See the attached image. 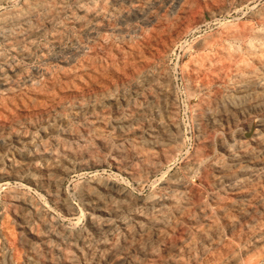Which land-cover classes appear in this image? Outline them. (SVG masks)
<instances>
[{
	"label": "bare ground",
	"instance_id": "bare-ground-1",
	"mask_svg": "<svg viewBox=\"0 0 264 264\" xmlns=\"http://www.w3.org/2000/svg\"><path fill=\"white\" fill-rule=\"evenodd\" d=\"M161 1L21 0L0 8V40L22 61L34 59L41 35L48 33L54 43L30 68L0 48V177L37 186L68 214L75 210L62 185L69 166L96 165L108 155L135 181H144L180 151L168 73L143 55L147 44L134 40L139 28L126 27L138 19L159 32L158 19L146 12ZM192 1L170 5L163 26L172 28ZM220 8L214 2L206 12L211 17ZM253 18L258 26L229 25L196 41L209 50L217 45L193 59L206 93L195 108L199 138L181 162L187 174L198 170L197 183L174 174L141 196L106 175L74 181L85 210L83 227L62 224L30 193L6 189L0 264H78L79 256L83 264H264V5ZM100 29L109 31L102 45L96 42ZM115 40L120 48L113 47ZM171 41L168 35L165 44ZM127 52L137 60L117 82L114 63ZM89 74L99 79L92 82ZM185 77L191 95L197 83ZM160 109L163 119L152 114ZM237 125L249 135L234 131ZM9 143L24 156L3 159Z\"/></svg>",
	"mask_w": 264,
	"mask_h": 264
},
{
	"label": "rangeland",
	"instance_id": "rangeland-1",
	"mask_svg": "<svg viewBox=\"0 0 264 264\" xmlns=\"http://www.w3.org/2000/svg\"><path fill=\"white\" fill-rule=\"evenodd\" d=\"M169 1L166 2L165 0H163L159 4H153V6L150 7V9L146 12L147 18L158 19L159 23L161 24V27H160L161 30H159V32H152V30H154V28H155V25L141 24L138 19H136L134 21H132V20L128 21L126 27H127V30L130 32H131V30L135 29V28H132V27H135L134 25H136V28L137 27L139 28V29H135L134 35L136 34L137 37L134 40L138 43H142L143 45L147 44L143 49V55L146 58H149V60L151 62H154L156 65L159 64V66H161V69H164L165 72L168 73L169 82H170L169 87H170V90L173 91L172 93H173V97H174L173 100H174V105H175L176 120H178V123L180 126V135L182 137L181 138V149H180V151L177 154L173 155L167 161H164L161 164L160 168L157 171H155L154 173H151L147 177V179L144 181H135L133 178H131V176L129 174L125 173L122 169L118 168L113 162H111L108 155L103 159L102 162H100L99 164H96V165H88V166H81V167L69 166L68 171L66 172V174L62 178V185L67 188V190L69 192V197L73 202L75 210L72 213H68V214L60 211L48 199L47 194H45V192L43 190L39 189L37 186H34V185L24 181V179H12V178H7V177H0V209L4 208L6 206L5 198H4L5 190L9 189V188L10 189H19V190H22L27 195H29V193H30L29 196H31L33 199L39 201L40 203L45 202L42 204L46 207L48 213L50 215L54 216V218H57L62 224L66 225V226H70V227H73V226L83 227L84 222H85V210H84L82 202L78 199L77 195H75V192L73 191V184L76 181L89 180V179L95 177L96 175H97L96 177L100 176V177H105V178L107 176V178L109 180L118 182V183L122 184L123 186L127 187L128 189H130L131 191H133L134 193L139 194L141 196L148 195L151 192H153V190H159V185H158L159 178H168L169 176L174 175V174L181 177L183 180H187V181L193 182V183L198 182V180H199L198 179V172H197L198 170H196V172H194L193 174H187L183 170L182 162H181L182 157L191 153L194 150L196 143H197L196 141L199 138L198 137V130L196 129L195 124H194L195 123L194 122V116L196 113H198L199 110L195 109V108H196V104H198L200 102V100H202V96L206 93L205 88L200 84L203 77L199 76V75H195V69L196 68L194 67L195 64H193L194 63L193 59L197 55H199L201 53V51H202V53L207 52V51L208 52L214 51V47H216L217 45L210 48V50H209V48H207V47H205V48L197 47L196 41L205 37V36H208L209 34H215L216 32H220V31H222V29L225 28V26H229V25L230 26L231 25L240 26L242 24L247 23L246 25L252 24L253 26H258L257 23L255 22V19L253 18V15L257 10H259L260 8L263 7L264 0H193L192 6L190 7V9L187 10V11H189V12H187V15H184L183 18H181L179 21H177V23L174 24L172 26V28L164 27L163 23H164L166 14L169 13L168 11H170V8L173 6V3L177 2V1L178 2L180 1L183 3H185V1H187V2L189 1L191 3V0H169ZM18 2L20 3L21 0H15V1L14 0H4L0 4V8L3 9V8L11 6L12 4L18 3ZM214 2H218V4L221 6V8L219 11L214 12L213 16L210 17L208 15V13L206 12V8H207V6L209 7V6H211V4H214ZM170 5H172V6H170ZM222 5H224V6H222ZM151 13H153V14H151ZM190 13L192 16L190 15ZM196 15H200V17H201L200 22L194 21V18H196ZM183 19H185V20H183ZM187 19H189V20H187ZM160 20L163 22H160ZM191 20L193 23H191ZM242 21H244V22H242ZM227 22H229V23H227ZM132 24H134V25L132 26ZM150 29H152V30H150ZM171 29H174L173 31H175V32L173 33V31H171ZM69 31L71 33L74 32V33L79 35V33H77V27H75V26H71ZM99 32L100 33H98V35L96 37V42L98 41L97 42L98 45L99 44L100 45L105 44V41L107 39L106 36L108 35L109 31L106 29H100ZM166 32H168V34ZM163 33H165V35H163ZM138 35L140 38L138 37ZM146 35H147V37H146ZM168 35L172 36V41L168 44H165V41L168 38ZM173 36H175V37H173ZM158 37H159V39H158ZM108 38H109V36H108ZM49 39H50V37H49L48 33H45L39 37V39H38L39 41L37 42V47H36L34 57H33L34 59H32V61H30L29 63L22 61L14 53H11L6 48V46L2 42V40H0V48L3 49L4 52L8 53L9 56H11L13 58H17L19 60L20 64L24 68H30L31 66L41 64L40 55L44 49L54 47L53 41L51 39L50 40ZM99 39H101V40L105 39L103 41L104 43L102 41H100ZM142 39H144V40H142ZM150 39L151 40L153 39V40L151 41ZM78 40L83 44H87L89 39H88V37H86L84 35L82 36L80 34V38ZM146 40L147 41L149 40V41L147 42ZM67 43H68V40H67V42L60 41L57 44V46L59 45L60 47H62L64 45H67ZM121 45H122V43H120L118 40H115L113 43V47H115V48H118V47L120 48ZM160 45H161V47H159ZM166 45H167V47H166ZM149 46H150V48H149ZM152 47H153V49H152ZM146 50H148V51H146ZM161 53L165 54L164 55L165 58L163 57L162 60H159L158 56ZM101 54L102 53H100V52L97 53V57H100L103 55V54L102 55ZM112 54L115 55L114 52H112ZM136 60H137V58L134 57L133 55L129 54L128 52L126 54L125 53H123V54L120 53V55L118 54V57L116 58L115 63H114L115 68H116V71H114V73L115 72L116 73L114 75H112L113 78L115 79V81L119 82L121 80L120 76H119L120 73H123V72L127 73L128 72L127 65L132 64L131 62H135ZM190 62L193 65L190 64ZM104 63L105 62L102 59V64H104ZM124 66H126V68ZM192 73H194V75ZM116 74L118 75L117 77H116ZM185 74H189L191 76L190 81L195 79V83H197V87L195 88L194 93L191 95L187 94L188 91H187L186 85L188 84L187 83L188 81L186 80ZM82 75H84V74H82ZM90 76L91 75L89 74L88 77H90ZM93 76L94 75L91 76L90 81L95 82L96 80L99 79L98 76H96V79H95V76L94 77ZM92 77L94 79H92ZM215 85H218L217 81H215L214 83L211 82V86L213 87V89L215 88L214 87ZM152 114H154V116H156V117H160L163 119L165 112L163 109H160L159 111H154V113H152ZM236 129H241L246 135H249V133H248L247 129H245V127H242V126L240 127L239 125H237L236 127H233L234 131ZM37 138H39V135ZM224 140L227 144L231 143L230 138L226 135H224ZM211 150L214 151L215 153L218 151L215 140H213V142H212ZM22 156H24L23 149L14 143H9L7 148L4 150L3 155H2L3 159L6 157L18 158V157H22ZM152 178H154V179H152ZM5 214L7 216H9V213L6 212ZM77 217H79V218H77ZM82 218H83V220H82ZM16 244H18V243H16ZM18 246L19 245H17V247ZM75 255H76L75 258H78V255L77 254H75ZM80 258L81 257L79 256L78 264H83L82 259L80 260Z\"/></svg>",
	"mask_w": 264,
	"mask_h": 264
}]
</instances>
